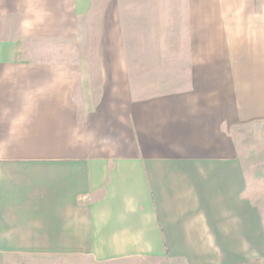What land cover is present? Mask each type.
Returning a JSON list of instances; mask_svg holds the SVG:
<instances>
[{
    "label": "crops",
    "instance_id": "obj_1",
    "mask_svg": "<svg viewBox=\"0 0 264 264\" xmlns=\"http://www.w3.org/2000/svg\"><path fill=\"white\" fill-rule=\"evenodd\" d=\"M0 264H264V0H0Z\"/></svg>",
    "mask_w": 264,
    "mask_h": 264
},
{
    "label": "rangeland",
    "instance_id": "obj_2",
    "mask_svg": "<svg viewBox=\"0 0 264 264\" xmlns=\"http://www.w3.org/2000/svg\"><path fill=\"white\" fill-rule=\"evenodd\" d=\"M194 54L189 53H149V54H132V58L140 59L145 61V63H155L158 66V69L151 70L159 76L160 82L158 81L156 85H162V91L170 92L172 90L181 89L182 86L187 85V77H188V62L193 60ZM244 87V86H243ZM239 96V95H238ZM243 102H236L238 106L241 103L243 105L256 104L259 106L260 101L251 100V95L247 94L246 86L244 87V92L242 94ZM234 102H228L229 106L235 105ZM245 114V125H244V133H239L237 135L239 146L243 147V152L245 156L252 155L254 153L257 154V145L254 137L252 136L251 124L248 123L251 117V113ZM236 132H233V136L235 138Z\"/></svg>",
    "mask_w": 264,
    "mask_h": 264
}]
</instances>
